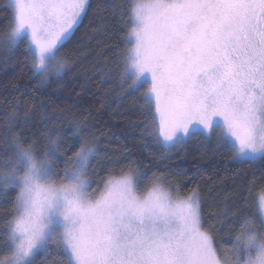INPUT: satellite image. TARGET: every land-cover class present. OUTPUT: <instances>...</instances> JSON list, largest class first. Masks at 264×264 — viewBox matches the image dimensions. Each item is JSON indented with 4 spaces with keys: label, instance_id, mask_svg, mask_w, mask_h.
I'll return each mask as SVG.
<instances>
[{
    "label": "snow or ice",
    "instance_id": "6c2138e0",
    "mask_svg": "<svg viewBox=\"0 0 264 264\" xmlns=\"http://www.w3.org/2000/svg\"><path fill=\"white\" fill-rule=\"evenodd\" d=\"M90 7V0H11L0 48L25 45L34 76L61 80L69 65L61 49ZM125 12L131 27L117 63L130 92L148 85L143 99L154 116L145 134L167 150L193 136L210 139L219 127V145L236 158L264 156V0H128L121 18ZM19 108L0 131V204L11 203L0 264H264V191L258 216L225 203L205 227L198 187L181 194L155 173L142 184L147 174L131 159L94 180L90 169L118 160L107 148L102 155L86 119L67 134L46 124L41 148L28 134L30 111ZM229 218L231 243L217 246Z\"/></svg>",
    "mask_w": 264,
    "mask_h": 264
},
{
    "label": "trees",
    "instance_id": "16d2710c",
    "mask_svg": "<svg viewBox=\"0 0 264 264\" xmlns=\"http://www.w3.org/2000/svg\"><path fill=\"white\" fill-rule=\"evenodd\" d=\"M127 2L90 0L91 7L75 35L61 49V55L69 61L61 80L49 76L42 83L34 76L25 45L13 53L0 48V131L4 116L13 105H20L21 115L25 109L30 111L33 126L28 134L34 133L31 138L41 148L46 124L67 134L74 121L86 119L89 136L99 138L102 155L107 148L108 155L118 160L90 169V173L94 172L92 179L105 177L110 169L126 167L131 159L139 161L147 174L142 184L155 173L163 174L166 184L178 185L181 194L198 187L205 227L225 203L237 214L258 216L257 198L264 191V156L256 160L236 159L233 152L219 145L216 130L210 139L193 136L187 143L167 150L145 134V129L151 127L153 106L143 99L144 87L130 92L132 82L122 78L123 65L117 63L118 54L122 55L127 47L123 40L131 26L126 24V12L122 18L120 14V6ZM110 5L117 7L109 11ZM12 15L9 0H0V32L10 26ZM129 153L131 157L126 158ZM9 191L14 199L15 190ZM10 207V202L0 204V225L3 212ZM230 224L231 218L221 229L224 239H218L217 246L231 241L225 235ZM232 227L234 238L239 225Z\"/></svg>",
    "mask_w": 264,
    "mask_h": 264
},
{
    "label": "rangeland",
    "instance_id": "374dc122",
    "mask_svg": "<svg viewBox=\"0 0 264 264\" xmlns=\"http://www.w3.org/2000/svg\"><path fill=\"white\" fill-rule=\"evenodd\" d=\"M9 2H10V4H11V0H9ZM131 27V26H130ZM144 88H145V91H147V89H148V85H145L144 86ZM152 106H153V109H154V105L152 104ZM217 119H219V118H217ZM216 135H218V136H220V128L219 127H217L216 129ZM235 155V154H234ZM259 157H261V156H258V157H256L255 159H251V160H256V159H258ZM236 158V157H235ZM236 159H238V158H236ZM246 159H248V158H246ZM93 188H96L97 186H92ZM231 243V241L229 242V243H226V244H230Z\"/></svg>",
    "mask_w": 264,
    "mask_h": 264
}]
</instances>
